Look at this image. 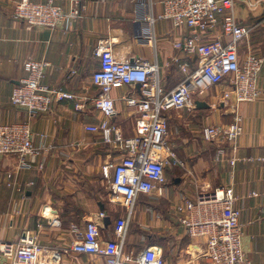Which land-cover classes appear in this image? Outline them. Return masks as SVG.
Instances as JSON below:
<instances>
[{"label":"crops","instance_id":"obj_1","mask_svg":"<svg viewBox=\"0 0 264 264\" xmlns=\"http://www.w3.org/2000/svg\"><path fill=\"white\" fill-rule=\"evenodd\" d=\"M20 1L0 0V123L29 124L40 155L28 171L18 166L17 156L0 155V237L17 241L30 232L45 248L67 250L76 242L77 233L85 232L88 222L104 212L110 218L102 230L104 240L115 239L119 227L130 220L126 254L154 247L163 253L165 264H212L203 256L205 240L192 238L174 211L185 199L195 200L200 189L231 187L235 205L242 211L243 250L252 264H264V67L259 77L260 98L239 107L243 117L237 142L239 161L230 164L232 154L226 142L209 144L202 137L205 127L233 123L235 100L223 99V93L230 91L225 81L198 99L207 106L168 112L170 146L185 167H168L162 194L142 196L136 212L134 208L131 213L128 203L112 194L109 182L104 184L105 165L118 162L122 154L105 142L103 134L86 130L105 119L95 106L100 91L92 81L100 68L97 50L111 44L119 60L156 64L162 86L170 91L183 80L184 65L192 73L199 63L176 46L189 30L159 19L163 0H54L66 12L78 8L82 18L57 29H29L14 16ZM235 16L250 30L240 46L241 59L263 56L264 0H236ZM218 36H222L221 28L207 34L206 41ZM30 60L49 63L43 86L74 98L54 102L50 112L34 117L14 106L11 95L26 78L25 64ZM125 96L143 98L141 87L127 85L112 91L117 114L111 122L130 138L135 131V111ZM221 147L227 157L219 153ZM170 169L180 175L173 185L167 180ZM150 197L166 199L170 210L151 212L145 203ZM61 263L106 264L103 258L70 252L63 254Z\"/></svg>","mask_w":264,"mask_h":264},{"label":"built area","instance_id":"obj_2","mask_svg":"<svg viewBox=\"0 0 264 264\" xmlns=\"http://www.w3.org/2000/svg\"><path fill=\"white\" fill-rule=\"evenodd\" d=\"M235 3L236 0H163L164 10L159 19L171 21L177 28H187L189 34L176 46L199 59L192 73L188 71V64L182 67L185 76L173 90L166 91L162 86L156 64L119 60L111 44H104L97 50L100 68L92 75V81L100 91L95 106L105 119L87 126L86 130L91 134H103L105 142L122 154L118 162L105 165L104 172L109 177L112 194L122 197L131 213L142 196L162 194L168 167H185L169 143L168 112L196 109L198 99L225 81L230 91L223 93V99L235 100L233 123L205 127L202 137L209 144L226 142L232 154L227 158L230 164L234 166L239 161L237 142L242 135L243 121L239 107L261 96L259 77L264 55L251 54L241 59L240 46L248 39L250 30L237 20ZM14 16L29 29H57L70 20L82 18L78 8L66 12L54 0H21ZM219 28L222 36L206 41L207 34ZM48 66V62L41 60L26 62L27 76L11 95V103L26 109L32 117L50 112L54 102L74 98L68 92L42 85ZM127 85L140 86L143 93L141 99L123 98L135 111V131L130 138H125L111 122L117 114L112 91ZM32 135L30 125L25 122L0 123V155H15L18 166L30 170L40 155ZM219 153L226 156L227 150L221 147ZM236 201L233 188L217 187L201 189L195 200L185 199L175 207V217L188 234L205 240L203 256L212 264H252L243 250L242 211L236 207ZM106 217L101 212L98 220L88 222L85 232H78L76 242L67 250L45 248L30 232H25L17 241L0 237V264H61L63 254L68 252L100 257L106 264H165L159 248H146L137 254L125 253L130 220L119 227L115 239L104 240L102 230Z\"/></svg>","mask_w":264,"mask_h":264},{"label":"rangeland","instance_id":"obj_3","mask_svg":"<svg viewBox=\"0 0 264 264\" xmlns=\"http://www.w3.org/2000/svg\"><path fill=\"white\" fill-rule=\"evenodd\" d=\"M169 133H170V129H169ZM170 141H171V139L169 140V143H170ZM181 159L184 160L183 158H181ZM170 170H169V173L167 174V180H168V183L173 185L174 184L173 180L176 178L175 176L179 177L180 175L175 174L174 171H172V169H170ZM181 173L185 175L184 170ZM104 180H105V182H104L105 186L108 185L107 183L109 182V177H107L105 175ZM199 191H201V189ZM142 203H144V202H142ZM145 203H147L146 205H148V207H149L147 209H150L151 212L155 211V209L158 210V208H160V212L163 213V211L170 210V206H171V204L168 201H166V199L158 200V199L153 198V197H150L149 201H148V198H146ZM135 212H136V206H135ZM136 220L138 221V219H136ZM138 229H140V228L138 227ZM134 230H137V225H136V227H134Z\"/></svg>","mask_w":264,"mask_h":264},{"label":"water","instance_id":"obj_4","mask_svg":"<svg viewBox=\"0 0 264 264\" xmlns=\"http://www.w3.org/2000/svg\"><path fill=\"white\" fill-rule=\"evenodd\" d=\"M196 105L199 106V107H201V106H203V105H204V106H207L206 104L198 103V102L196 103ZM104 223H105V225H109V223H110V218L107 217V218L104 220Z\"/></svg>","mask_w":264,"mask_h":264}]
</instances>
